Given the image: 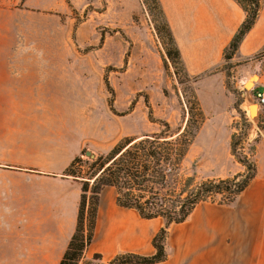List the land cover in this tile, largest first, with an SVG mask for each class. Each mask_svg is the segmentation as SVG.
Returning a JSON list of instances; mask_svg holds the SVG:
<instances>
[{
  "label": "crops",
  "instance_id": "0c3cea01",
  "mask_svg": "<svg viewBox=\"0 0 264 264\" xmlns=\"http://www.w3.org/2000/svg\"><path fill=\"white\" fill-rule=\"evenodd\" d=\"M18 1L0 0V262L58 264L75 229L81 194L79 179L63 172L85 148L87 132L78 116L37 109L64 98L72 73L26 64L37 54L14 49L23 28ZM159 1L186 72L219 65L245 18L243 8L235 0ZM263 49L261 0L233 57ZM116 195L115 187L102 188L93 239L79 264L94 254L106 262L124 252L154 253L152 239L164 220L141 217L118 205ZM166 252L156 264H264V163L232 203L201 201L184 221L171 223Z\"/></svg>",
  "mask_w": 264,
  "mask_h": 264
},
{
  "label": "rangeland",
  "instance_id": "374dc122",
  "mask_svg": "<svg viewBox=\"0 0 264 264\" xmlns=\"http://www.w3.org/2000/svg\"><path fill=\"white\" fill-rule=\"evenodd\" d=\"M150 2L19 0L23 28H18L14 49L37 54L25 59L26 64L66 67L72 73L64 98L57 96L50 106L37 109L80 117L87 132L84 149L103 154L123 137L158 131V123L152 120H165L173 129H182L189 105L197 100L202 122L179 172L182 178L193 176L199 182L243 170L230 153L232 133L244 130L238 107L251 125L237 151L250 155L253 150L256 164L264 163V108L256 96L264 91V49L247 58H223L209 70L189 74L183 62L173 65L167 58L166 39L156 30L161 23L159 13ZM254 74L249 96L255 103L251 106L255 118L250 119L242 93L244 82ZM87 157L82 155L84 160ZM86 223L85 213L84 228Z\"/></svg>",
  "mask_w": 264,
  "mask_h": 264
},
{
  "label": "trees",
  "instance_id": "16d2710c",
  "mask_svg": "<svg viewBox=\"0 0 264 264\" xmlns=\"http://www.w3.org/2000/svg\"><path fill=\"white\" fill-rule=\"evenodd\" d=\"M245 11V18L223 51L225 61L231 60L243 36L252 28L261 7V0H235ZM152 7L159 13L161 23L156 27L166 39L165 52L173 65L182 64L179 49L172 30L166 20L159 0H151ZM149 5V2H146ZM243 132H233L230 139V153L243 166L237 172L224 178H206L195 182L193 176L181 177L180 169L190 145L202 122V110L197 100L188 107V118L182 129H173L165 120L157 122L159 130L139 137H123L106 153L93 154L82 159L85 149L76 155L65 168L63 175L78 178L81 194L74 232L58 264H79L85 248L91 243L99 195L103 187L116 189V202L123 207L137 210L143 218L161 217L163 226L154 235V253L142 255L133 252L119 253L106 262L94 254L82 264H156L167 258L166 236L171 223L186 219L192 209L201 201L232 203L248 185L257 172V164L251 154H241L238 145L247 136L250 121L238 107ZM84 164L86 169L83 170ZM90 179H93L90 184ZM85 213L87 214L84 228Z\"/></svg>",
  "mask_w": 264,
  "mask_h": 264
},
{
  "label": "water",
  "instance_id": "95a60500",
  "mask_svg": "<svg viewBox=\"0 0 264 264\" xmlns=\"http://www.w3.org/2000/svg\"><path fill=\"white\" fill-rule=\"evenodd\" d=\"M255 78H256V75L254 74L251 78L247 79L243 84V93L242 94L245 97V99L248 101V116L250 119L255 118V112L251 108V106L255 105V103L250 99V96H249V89L251 88V85L253 84V80ZM85 155L88 157H92L93 153L89 150H86Z\"/></svg>",
  "mask_w": 264,
  "mask_h": 264
},
{
  "label": "built area",
  "instance_id": "2783aa9c",
  "mask_svg": "<svg viewBox=\"0 0 264 264\" xmlns=\"http://www.w3.org/2000/svg\"><path fill=\"white\" fill-rule=\"evenodd\" d=\"M256 96H257L258 104H260L264 108V91L263 90H259L256 93Z\"/></svg>",
  "mask_w": 264,
  "mask_h": 264
}]
</instances>
